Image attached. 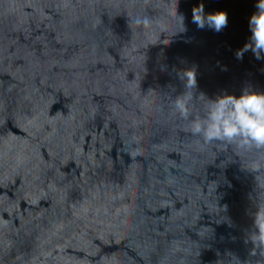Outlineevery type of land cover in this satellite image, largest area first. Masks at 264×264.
I'll list each match as a JSON object with an SVG mask.
<instances>
[{
  "label": "water",
  "instance_id": "water-1",
  "mask_svg": "<svg viewBox=\"0 0 264 264\" xmlns=\"http://www.w3.org/2000/svg\"><path fill=\"white\" fill-rule=\"evenodd\" d=\"M254 5L0 0V264H264V150L190 131L207 97L264 92L236 57Z\"/></svg>",
  "mask_w": 264,
  "mask_h": 264
},
{
  "label": "clouds",
  "instance_id": "clouds-1",
  "mask_svg": "<svg viewBox=\"0 0 264 264\" xmlns=\"http://www.w3.org/2000/svg\"><path fill=\"white\" fill-rule=\"evenodd\" d=\"M254 6L256 11L248 19L250 36L243 48L236 52L238 59H243L248 51L257 60L264 59V0H255ZM178 16L184 26V16ZM135 22L151 23L148 17L137 18ZM192 22L198 28H208L218 33L228 25V14L224 11L206 12L201 3L192 8ZM185 79L189 87L197 85L196 72H187ZM200 95L207 97L204 93ZM192 98L184 93L174 100L175 110L185 119L189 118ZM190 131L193 135L202 136L205 143H237L246 149L264 150V92L246 87L239 95L224 93L214 99L207 97L203 115L197 114L191 120ZM261 165L262 162L257 161L253 166L259 168Z\"/></svg>",
  "mask_w": 264,
  "mask_h": 264
}]
</instances>
